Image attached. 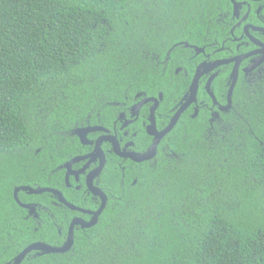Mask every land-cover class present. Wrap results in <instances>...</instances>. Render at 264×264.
<instances>
[{
    "label": "trees",
    "instance_id": "trees-1",
    "mask_svg": "<svg viewBox=\"0 0 264 264\" xmlns=\"http://www.w3.org/2000/svg\"><path fill=\"white\" fill-rule=\"evenodd\" d=\"M226 2L0 0V264L33 242L62 247L74 216L91 219L52 192L18 193L39 204L34 215L14 197L20 184L63 183L55 172L80 147L72 129L83 107L137 91L180 99L202 58L196 49L221 41ZM215 86L224 103L223 77ZM205 115L183 117L135 185L128 164L115 168L108 154L97 223L76 224L68 251L36 248L20 264H264V70L240 77L229 110ZM65 194L99 205L84 188Z\"/></svg>",
    "mask_w": 264,
    "mask_h": 264
},
{
    "label": "flooded vegetation",
    "instance_id": "flooded-vegetation-1",
    "mask_svg": "<svg viewBox=\"0 0 264 264\" xmlns=\"http://www.w3.org/2000/svg\"><path fill=\"white\" fill-rule=\"evenodd\" d=\"M226 4L227 9L220 12V16L217 18V23L223 27L221 28L222 32H217V36L221 38V41L218 42L216 39L209 43V46L212 48L211 52H207L204 47H202L204 50L199 53L196 49V54H201L202 58H200L196 64V71L189 80L187 92H184L180 99L173 100V102L164 101V95L162 92H159L158 96H155L137 91L134 94L125 95L123 99L113 100L103 109H92L84 106L83 113L78 115L75 126L72 129L74 131L72 134L77 136V139L74 141H78L80 147L76 148L74 152H71L70 147V152L66 153L67 159L62 162L63 168L58 171V173L55 172L57 176H63V183L57 182V184L59 183L61 186L58 185L56 187L48 188L61 191L66 199L67 196L65 193L67 191L84 188L85 194L91 195L95 202H99V205L95 210H87L96 211L101 205L102 197L97 193L95 196L92 194L95 192L89 189L88 178L92 171L99 167L101 163L100 155L96 154L93 158L87 157L74 161L75 158L85 157L91 152H94L97 142L100 140L99 146L105 155V165L98 174L92 176L91 184L102 189L99 185L101 179L100 176L107 164L108 154H113L116 156V158L113 159L115 161L114 167H121L124 169V164L127 163L133 173L131 185H135L138 181V177L135 174L136 171L142 169L143 163L152 166L159 155L165 153V142L163 144V141L168 134L176 128V125H178L183 117L189 116L191 118H198L201 113L204 112L206 115L210 116L211 119H215V117L218 116L219 111H226L231 108L233 103V93L240 77L243 76L246 79L264 70V0H227ZM233 58H239V64L236 83L232 93L231 106L228 109H224V107L228 105L229 101L228 93L233 82L235 61L214 68H208L204 71L198 79L196 99L180 113L175 126L161 138L157 144L155 156L139 162L134 161L129 157L121 156L116 152L115 141L118 143L122 153H147L155 142V136L149 132V128L152 125V114L154 115L157 131H163L169 126L179 109L189 100L191 86L199 65L202 63L212 64L219 60ZM181 70L182 67H177L175 73L177 74ZM222 77L225 86H227L224 103H220L214 93V90L216 89L215 84L218 79ZM88 128L89 130L86 132V140L89 141V143H84L81 140L82 138L80 134L83 130ZM38 151L39 149H37L36 152ZM69 163H71L70 167H68ZM68 171L69 175L67 178ZM22 186H29L34 189L43 188H35L31 185L20 184L16 186L15 189ZM18 193L28 195L40 194L32 193L30 190L21 188L17 191L18 200ZM52 193L56 196V200L60 201L59 195L54 192ZM23 203L34 207L35 211L32 213L29 208L26 209L32 215L36 214L39 205L37 202L25 201ZM43 212V220L47 221V223L56 224L55 221L57 220L54 212L48 210ZM84 214L92 217V214ZM75 217L85 219L82 216L76 215L72 220Z\"/></svg>",
    "mask_w": 264,
    "mask_h": 264
},
{
    "label": "water",
    "instance_id": "water-1",
    "mask_svg": "<svg viewBox=\"0 0 264 264\" xmlns=\"http://www.w3.org/2000/svg\"><path fill=\"white\" fill-rule=\"evenodd\" d=\"M203 50H204L203 48H200V49H197V52L199 53V52H201ZM232 61H235L236 63H235L234 71H233V82H232V84L230 86L229 93H228V100H229L228 101V105L226 107H224V109H228L231 106L232 93H233L234 86H235V83H236L237 72H238V64H239V58L223 59V60L216 61V62H214L212 64L202 63L201 65H199V68L197 70V73L195 74V77H194V80H193V83H192V86H191V93H190L189 100L187 101V103H185L179 109V111L177 112V114L174 116V118L172 119L171 123L169 124V126L166 127L163 131L158 132L157 129H156V125H155L154 115L152 114V125L149 128V132H150V134H152V135L155 136V142H154L153 146L150 148V150L147 153L131 152V153L125 154V153H122L120 151V147H119L118 143L115 141L114 144H115V150H116V152L119 153L121 156L129 157V158H131L134 161L146 160V159H150L153 156H155V154H156V147H157V144L159 143V141L161 140V138L175 126V124L177 123V121L179 119L180 113L192 101H194L196 99V93H197V87H198V79H199V77L208 68H214L216 66H219V65H222V64H227V63L232 62ZM87 130H89V128L83 130L82 133L80 134V136L82 138L81 140L84 143H89V141L86 140V132H87ZM99 142H100V140L97 142V145L95 147L94 152H91L90 154H88L85 157L75 158L74 159V161H75V160H79V159H83V158H87V157H92L93 158L94 156H96V154L97 155H100L101 163H100L99 167L96 168L94 171H92V173L89 175V178H88V186H89V189L91 191L99 194L102 197L101 205H100V207L96 211L87 210V209L81 208L79 206H76V205L70 203L63 196V194H62L61 191L55 190V189H52V188L43 187V188H39V189H34L32 187H29V186H22V187H18V188L15 189L14 194H15L16 199H17V191L19 189H21V188H24L26 190H30V192H32V193H42V192H45V191H52L55 194L59 195L60 201L63 204H65L67 207H69L70 209L75 210V211H79V212H84V213L92 214V217H91V219L89 221H87V220H85V219H83L81 217H75L72 220V222H71V224L69 226V237H68V241H67L66 245H64L62 247H58V246H53L51 244H48V243L42 242V241L33 242L30 245H28L27 247H25L14 258V261L11 264H20L24 260V258L27 256V254L30 253L33 249H36V248H40V249L44 250L45 252H55V253H58V252H66L69 249H71V247H72V245L74 243V229H75L76 224H80L83 228H85V227L94 226L97 223V221L99 219V216L101 215V213L105 209L106 204H107V201H108V197H107L106 193L101 188H99V187L94 186V185L91 184V178H92V176L98 174L103 169V167L105 165V160H106L105 159L104 152L102 151V149L99 146ZM70 164L71 163L68 164V167H70ZM68 175H69V171L67 173V178H68ZM18 202H19V200H18ZM19 204L22 207L29 208L31 213L35 211V208L34 207H31L29 204H25V203H21V202H19Z\"/></svg>",
    "mask_w": 264,
    "mask_h": 264
}]
</instances>
